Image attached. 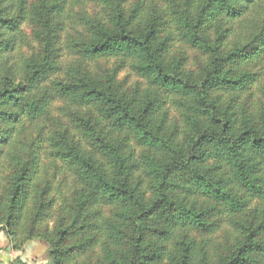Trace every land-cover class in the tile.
<instances>
[{"label":"trees","instance_id":"16d2710c","mask_svg":"<svg viewBox=\"0 0 264 264\" xmlns=\"http://www.w3.org/2000/svg\"><path fill=\"white\" fill-rule=\"evenodd\" d=\"M22 229L51 264H264V0H0V232Z\"/></svg>","mask_w":264,"mask_h":264},{"label":"rangeland","instance_id":"374dc122","mask_svg":"<svg viewBox=\"0 0 264 264\" xmlns=\"http://www.w3.org/2000/svg\"><path fill=\"white\" fill-rule=\"evenodd\" d=\"M81 7L86 9L88 13H92L93 10H95L94 5L88 3L87 1H84L83 5L81 3ZM81 7H77L76 9L81 10ZM65 26L67 30L73 34L75 33L74 28H78V25L76 23L72 24L70 19L66 20ZM23 30L27 37V41L25 42L26 45L21 47V49H19L13 55V58L17 61V63L21 61L22 57H25L30 53L31 48H35L36 46L30 26L28 24L23 25ZM27 44L29 45L27 46ZM100 64L102 65V67H112L114 63L113 61H111L109 63L100 62ZM117 79L122 83H125V85L130 88H132L137 81H140V79L128 67H123L121 69V71L117 75ZM61 106L62 108L60 109ZM64 108V102L56 101L53 109V118L48 123L56 124L58 120L64 125L73 126L69 121V113L65 111ZM171 116H176V114L172 113ZM57 127L61 128V125L59 124ZM69 184H71V181H69ZM48 225L52 227L54 225L53 220L49 221ZM25 232V229L19 231L17 237L13 242L9 241L2 231L0 232V264H12L15 260L19 259L25 261L28 264H51L48 242L43 238H32L24 240ZM227 235L229 237L232 236L229 232H227ZM94 257L95 254H93L92 256H85L81 260L82 262H85V259L87 258V262L91 263L94 261Z\"/></svg>","mask_w":264,"mask_h":264}]
</instances>
